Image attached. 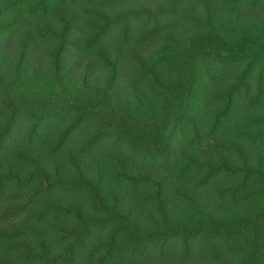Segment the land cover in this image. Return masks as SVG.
I'll return each mask as SVG.
<instances>
[{"label":"trees","instance_id":"16d2710c","mask_svg":"<svg viewBox=\"0 0 264 264\" xmlns=\"http://www.w3.org/2000/svg\"><path fill=\"white\" fill-rule=\"evenodd\" d=\"M0 264H264V0H0Z\"/></svg>","mask_w":264,"mask_h":264}]
</instances>
